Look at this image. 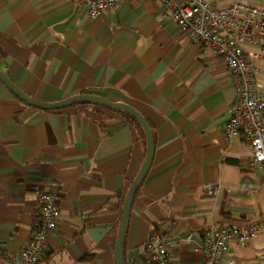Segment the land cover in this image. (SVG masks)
<instances>
[{
    "label": "crops",
    "instance_id": "obj_1",
    "mask_svg": "<svg viewBox=\"0 0 264 264\" xmlns=\"http://www.w3.org/2000/svg\"><path fill=\"white\" fill-rule=\"evenodd\" d=\"M162 9L161 0H130L92 18L70 0H0V67L37 100L97 94L129 102L151 124L155 153L133 200L126 264H151L145 245L154 231L178 264H202L207 228L253 222L262 231L232 245L222 264H264V169L249 145L225 134L237 95L230 73ZM256 64L264 71V56ZM88 103L41 109L0 80V264L27 245L38 190L50 186L61 214L37 264H116L146 135L124 113Z\"/></svg>",
    "mask_w": 264,
    "mask_h": 264
},
{
    "label": "built area",
    "instance_id": "obj_2",
    "mask_svg": "<svg viewBox=\"0 0 264 264\" xmlns=\"http://www.w3.org/2000/svg\"><path fill=\"white\" fill-rule=\"evenodd\" d=\"M87 8L92 18L130 0H70ZM163 18L175 22L181 33L224 60L237 93L230 103L227 137H240L252 148V163L264 169V71L256 59L264 56V2L236 0L216 6L211 0H161ZM248 46L254 47L249 49ZM216 186L206 185L210 194ZM40 211L26 246L9 255L5 264H37L58 224L61 195L53 186L38 190ZM262 231L258 223H221L204 232L202 264H222L232 245L243 246ZM191 238V235H189ZM151 264H178L162 235L154 231L145 245Z\"/></svg>",
    "mask_w": 264,
    "mask_h": 264
},
{
    "label": "water",
    "instance_id": "obj_3",
    "mask_svg": "<svg viewBox=\"0 0 264 264\" xmlns=\"http://www.w3.org/2000/svg\"><path fill=\"white\" fill-rule=\"evenodd\" d=\"M0 80H2L12 91L13 93L19 97L21 100L26 102L29 105L47 109V110H54V109H61L66 106L78 103V102H90L99 105H103L107 108L114 109V110H123L133 116L143 127V130L146 135V155L145 159L138 171L137 175L134 177L132 182L130 183L127 192L125 194L123 208H122V216L119 224L118 229V236L115 243L114 249V257L116 264H126L124 259V241L127 235V230L130 221L131 209L133 200L137 191L139 184L147 175L149 168L152 164L154 153H155V138L152 127L144 117V115L132 104L126 101H112L106 99L100 95L92 94V93H80L76 95H72L62 100L53 101V102H45L37 100L26 92H24L9 76L8 74L3 71L0 67Z\"/></svg>",
    "mask_w": 264,
    "mask_h": 264
},
{
    "label": "trees",
    "instance_id": "obj_4",
    "mask_svg": "<svg viewBox=\"0 0 264 264\" xmlns=\"http://www.w3.org/2000/svg\"><path fill=\"white\" fill-rule=\"evenodd\" d=\"M85 103V102H84ZM91 107H92V110L94 111V110H97V108L100 106L99 104H95V103H88ZM118 111H120V112H122V113H124V115L126 116V118L127 119H129L132 123H134L137 127H138V129L145 135V132H144V130H143V127L140 125V123L133 117V116H131L129 113H127L126 111H123V110H118ZM147 120V119H146ZM148 121V120H147ZM148 123H149V121H148ZM150 124V123H149ZM150 126H151V124H150ZM152 127V126H151ZM146 141V140H145ZM147 255V254H146ZM146 261L147 262H149V263H151L150 262V260H149V258H148V256H146Z\"/></svg>",
    "mask_w": 264,
    "mask_h": 264
}]
</instances>
